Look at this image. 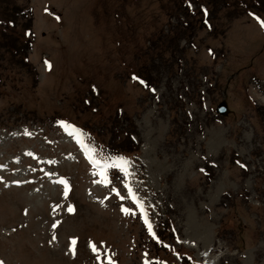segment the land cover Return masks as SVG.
I'll list each match as a JSON object with an SVG mask.
<instances>
[{
  "label": "rangeland",
  "instance_id": "374dc122",
  "mask_svg": "<svg viewBox=\"0 0 264 264\" xmlns=\"http://www.w3.org/2000/svg\"><path fill=\"white\" fill-rule=\"evenodd\" d=\"M262 20L264 0H0V261L264 264ZM88 149L133 175L106 184Z\"/></svg>",
  "mask_w": 264,
  "mask_h": 264
},
{
  "label": "snow or ice",
  "instance_id": "6c2138e0",
  "mask_svg": "<svg viewBox=\"0 0 264 264\" xmlns=\"http://www.w3.org/2000/svg\"><path fill=\"white\" fill-rule=\"evenodd\" d=\"M205 12H206V9H205ZM257 19L259 20V17H257ZM261 22V26L264 27V20L260 21ZM211 51V50H210ZM50 67V65H49ZM133 79L136 80V79H139L138 77H136L135 75L133 76ZM140 83L141 84H145V81L143 80H140ZM152 91H155V89H152ZM88 101H86L87 103ZM62 124L65 125V127H67L66 123L61 121ZM81 144L83 145L84 144V141L81 140L80 141ZM85 147L87 148V145H85ZM89 151V159L92 161V163L97 166L99 169H100V172H99V175L103 178V181L107 184V183H110V180L108 178V175H107V170L109 168H119L125 175V177H130L131 175H133V173L129 170L130 169V166H131V160L130 158L128 157H125L123 155H117V156H113V157H110L108 159H104V160H101V159H97L96 156L93 154L95 152V149H88ZM201 171H204L203 169H201ZM60 183L64 184L66 189L68 188V185H67V181L66 180H61ZM127 190H128V195L129 197L132 199V201L138 205L141 209L142 212H144V215H145V223L148 224V227H149V231L152 232V235L155 237V232L152 231V225L150 223V221L147 219V211L145 209V205L143 203V201L140 199V197L136 194L135 190L133 189L132 185L130 182H127L125 183L124 185ZM112 191L118 196L120 197V199H124L125 197L121 195L120 193V190L117 189V188H112ZM73 209L71 207H69V211H72ZM123 211L126 213V214H129L131 212H133V209H130V208H124ZM53 227H55V225H53ZM76 241L73 240V244H75ZM92 249L94 252H97V259L99 260L100 259V253H99V250L97 249L96 245L93 244L92 245ZM109 259V262L111 264V259L110 257L108 258ZM0 264H3L2 261H0Z\"/></svg>",
  "mask_w": 264,
  "mask_h": 264
},
{
  "label": "water",
  "instance_id": "95a60500",
  "mask_svg": "<svg viewBox=\"0 0 264 264\" xmlns=\"http://www.w3.org/2000/svg\"><path fill=\"white\" fill-rule=\"evenodd\" d=\"M228 111L229 110H228L227 102L226 101L221 102L217 108V112L222 115H226Z\"/></svg>",
  "mask_w": 264,
  "mask_h": 264
},
{
  "label": "trees",
  "instance_id": "16d2710c",
  "mask_svg": "<svg viewBox=\"0 0 264 264\" xmlns=\"http://www.w3.org/2000/svg\"><path fill=\"white\" fill-rule=\"evenodd\" d=\"M187 7L188 8H186L185 9V13L187 14V16H189V14H190V8H189V6L187 5ZM15 22V21H14ZM31 26H26L25 27V31H26V33H28V36H29V34H30V32H31ZM29 41V40H28ZM183 261H185L184 259H183Z\"/></svg>",
  "mask_w": 264,
  "mask_h": 264
},
{
  "label": "bare ground",
  "instance_id": "6f19581e",
  "mask_svg": "<svg viewBox=\"0 0 264 264\" xmlns=\"http://www.w3.org/2000/svg\"><path fill=\"white\" fill-rule=\"evenodd\" d=\"M74 130H76V128L73 127ZM81 139H83V136L80 137Z\"/></svg>",
  "mask_w": 264,
  "mask_h": 264
}]
</instances>
